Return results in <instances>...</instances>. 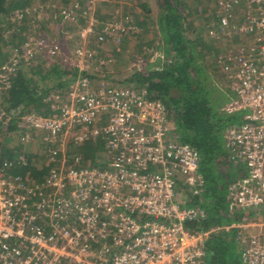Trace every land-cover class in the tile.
Instances as JSON below:
<instances>
[{"label":"built area","instance_id":"obj_1","mask_svg":"<svg viewBox=\"0 0 264 264\" xmlns=\"http://www.w3.org/2000/svg\"><path fill=\"white\" fill-rule=\"evenodd\" d=\"M212 2L218 29L227 30L223 35L244 38L226 53L225 90L234 98L223 111L243 112L244 122L225 132L234 167L225 199L229 214L254 215L207 230L200 224L199 230L187 229L208 217L199 206L205 185L199 155L178 140L168 109L145 88L92 84L96 48L121 42L130 30L121 20L94 33L92 21V46L86 41L63 59L77 75L65 93L51 98L49 115L22 105L9 109L0 99V125L31 131L50 151V165H58L35 184L14 175L25 159H0V264H206L209 239L230 231L240 264H264V0ZM24 14L16 11L12 22ZM40 50L53 57L61 47L32 37L21 52L0 62V98ZM98 137L105 139V154L96 166L77 168L80 158L68 148Z\"/></svg>","mask_w":264,"mask_h":264},{"label":"trees","instance_id":"obj_2","mask_svg":"<svg viewBox=\"0 0 264 264\" xmlns=\"http://www.w3.org/2000/svg\"><path fill=\"white\" fill-rule=\"evenodd\" d=\"M90 1L58 0L60 4L59 12L63 9L66 13H70V19L74 18L72 22L77 21L84 24L90 18L89 14H91L92 9L94 15H98L100 12L94 5L90 8ZM156 1L159 15L155 23L153 22L151 30L153 29L155 37L158 38L159 36L160 43L155 42L157 43L155 50L160 49L163 60L157 59L153 65L135 69L129 77L128 84L145 88L152 99L160 100L168 109L169 120L179 136V141L190 145L199 155V172L203 175L205 181L202 201L199 206L205 209L208 217L206 221L193 222L187 224L186 227L193 232L199 230L197 228L198 224L201 225L200 229L207 230L217 225H228L232 221H246L254 213L229 214L228 201L225 199L226 188L218 185V178H221L218 174L219 170H225V176L227 177L225 180L232 179L229 174L234 170L225 151V132L234 125H241L244 122V113L226 114L222 111L227 97L226 94L218 89L217 83L212 78L217 76L215 62L211 66L206 63L208 60L206 58L208 57L207 54L216 53L217 51L216 42L213 40L208 41L203 36L202 29L193 27V22H188V17L191 13H189L188 9L186 11L184 5L186 0ZM32 2L33 0H0V19H2L0 22V62L5 56L13 55L15 50L21 52L29 38L41 37L36 36V30L32 27L33 24L29 19L30 17L26 16L25 13ZM84 4L85 6H83ZM94 4L99 5V7L110 6L112 2L111 0L103 2L97 0ZM135 6L142 11L144 18L142 22H136L135 20V22L126 21L125 27H129L130 30L122 34V41L124 42L137 38L136 36L140 34V30L146 31V18L149 19L151 15V9L145 2L140 4L137 2ZM117 7V5L114 6L115 9ZM16 11L22 12V14L25 13L20 23H12L10 20V17ZM84 12L89 13L84 15ZM128 14L133 18L136 15L134 9H131ZM107 16L110 15L107 14ZM125 18L129 19L128 15H123L121 18H115L108 22L94 18L96 23L93 26L101 33L106 23L118 20L124 21ZM209 19L214 24L212 27V31H214V28L218 27L219 22L216 17V11ZM38 22L39 20L37 19L36 24ZM72 22L69 23L71 24ZM64 23L67 22L63 21L62 26H64ZM30 29H32L31 32ZM42 31L39 30L38 32L41 33ZM26 32H29V34L26 35ZM153 46L154 42L150 41L148 47L151 49ZM36 57H38L35 60L37 63L33 65L31 61ZM35 58L25 63L23 62L26 68L18 69L19 71H17L12 80L11 89L4 95L2 103L7 104L9 109L22 105L35 114L46 116L51 113V98L55 96L53 93L60 91L63 94L77 74L72 68L61 64L60 57L49 64L48 61L52 57H49L43 50L36 53ZM235 119L237 123H235ZM15 129L16 126L11 125L8 129V136L2 139L6 141L0 142V159L4 161L5 159L21 157L26 160L28 157V160H30L29 164L35 162L37 156L33 157L21 151L17 152L15 150L16 146L13 148L7 147V140H15V136L11 133L15 132ZM85 149L87 151L82 154H85V158L88 159L95 157L93 166H96L97 163L95 161L100 155L96 153L98 150L96 151V147L92 144L87 145ZM76 150L79 149L71 147L69 150L68 148L70 155L76 154ZM79 153H81L80 150ZM77 157H79L78 154ZM78 164H81V161ZM228 167H231L232 170L228 171L227 176ZM78 168L80 167L78 166ZM15 171L14 175L25 178L21 168ZM43 175L45 174H42L41 177ZM28 180L32 182L30 178ZM227 185L228 183L224 186L226 187ZM209 202L210 204H208ZM217 238L223 240L222 237ZM210 242H208L209 246L207 245V253L208 249L210 251L207 255L211 258L210 264H240V260L237 259V262H235V258L232 259L231 255L226 256L221 253L222 246L219 243L211 245ZM233 243L231 241V244Z\"/></svg>","mask_w":264,"mask_h":264},{"label":"rangeland","instance_id":"obj_3","mask_svg":"<svg viewBox=\"0 0 264 264\" xmlns=\"http://www.w3.org/2000/svg\"><path fill=\"white\" fill-rule=\"evenodd\" d=\"M100 1L103 2L105 0H100ZM94 2H97V0L90 1V4H89L90 8H92V5H94V7H96V9H99L100 12L98 15H94V11H92L93 10L92 9L90 12L91 14H89L90 18H88L87 22H85L84 24H82L81 22L78 23L77 21L72 22L74 21V18L70 19L67 16L64 18V16L62 15L65 13V11L61 9L62 11L59 12L60 4L58 0L57 1L47 0L44 2L43 0H33L31 6L26 10L30 11V15L28 17H30L29 19L31 20V23L33 24L32 27H34L36 30L35 32L37 34L36 36H41V37H38L39 39L43 37L44 40L47 42V44L51 45V44L58 43L61 47L60 53L58 55L53 56L50 59L48 58L49 59L48 63L50 64L51 62H54L55 59L60 57L61 64H65L63 62V59L66 56L70 57L75 49L79 47L82 48L86 44V41L87 43H90L89 44L90 46H92L91 44L93 43V38L89 35L87 36V34L91 31L90 26H89L91 25V22L92 21L93 23L96 22L94 18H97L99 21L108 22L115 18H121L123 15H128L129 19L125 18L124 22L128 20L131 22H135V21L142 22L144 18L143 13L135 5H137V2L139 4L145 2L148 5V7L151 9V15L149 16V19L146 18L148 30L147 28H146V31L140 30L141 32L139 35L136 36L137 38H134L131 40L129 39V41L124 42L122 41L123 40L122 38L121 42L111 43L110 41H108V42H104L101 46L97 47L96 48L97 49V52H96L97 60L94 61V66H93L94 69L95 68L96 69L92 70L90 74L91 79H92V84L94 86L96 85L98 86L101 83H103V85L107 84L110 86H119V87L128 85L129 77L135 69L139 67L144 68L145 66L148 67L150 65H153L154 63H156L155 61L159 59V57L162 58L160 49H158L157 51L155 50L157 43H160L159 36L158 38L155 37L153 35V29L151 30V28L153 27V22L155 23V20L158 18V15H159V11L157 9V1L156 0H111L112 4L110 6L106 5V6H100V7L99 5H95ZM115 5L118 6L117 9L114 8ZM184 5L186 7V11L188 9L189 13H191V15L188 17V22H193L192 24L193 27H199L200 29H202L203 36H205L208 39V41L213 40L214 42H216L215 46L217 47L216 49L217 51L216 53L207 54L208 57L206 58H208V60L206 61V63L207 64L209 63L210 66L214 62L216 64L217 76H213L212 78H214L215 82L217 83L218 89L221 90L224 94H226L228 101L226 100L224 103L223 108H225L230 103L231 98H234L232 94H230L227 90H225L227 86L226 85L227 78H225L224 73H225L226 65H228L226 53H228V50H232L234 46L243 44L244 38H242L241 36L238 37V35L233 36V38H231L232 36H230L229 38H226L223 34L227 30L225 29V31L222 33L221 30L218 29V27H215L214 31L217 34L218 32H221V34L220 35L218 34L217 37L216 36L211 37L210 34H211L212 27L214 26V24L212 20L209 18L213 16V13L216 10L215 4L212 2V0H186ZM83 6H85V4ZM86 6L89 7L87 4ZM131 9H134V12L136 14L134 16L135 19L130 14H128V12ZM33 10H36V11H33ZM88 13L89 12H84V15H87ZM238 13L241 14V9L237 12V14ZM107 14L110 16H107ZM237 16L238 15L234 14V17L236 19H237ZM12 17L13 16L10 17L11 21H12ZM37 19L39 20L38 24H36ZM1 21L2 19H0V22ZM18 21L19 20L13 21L12 23L14 22L18 23ZM63 21L67 22V23H64V26H62ZM118 21H121V20H118ZM69 22H72V23L70 24ZM32 29H30V32ZM39 30H43V31L39 33L38 32ZM96 31L97 29L93 30L94 33ZM27 34H29V32H26V35ZM218 36H220V39H217ZM150 41L154 42V46L151 49L150 47H148V43ZM6 57L7 56L4 57L2 62L6 59ZM17 58L22 59V56L17 55ZM37 58L31 61L33 65L37 63V61H35ZM100 60H104V65H100V62L102 63V61ZM222 70L224 73L222 72ZM229 91L231 92L230 89ZM53 94L62 95L60 91H57V93H53ZM0 99L4 101V96H2ZM223 108H222V111H223ZM235 123H237L236 119H235ZM8 125L9 124L0 125L1 126L0 129L3 132L1 134L4 137L8 136V132H9ZM11 133L13 134V136H15V140H7L8 148L9 147L13 148L14 146H16L15 150L17 152L21 151L22 153L24 152L25 154H30L33 157L37 156L35 158L36 161L31 162V164H29L30 160H28V157H27L26 161L23 164H21L19 168H21L25 177L30 178L33 183L38 184L39 183L38 181H40L45 176L43 175L41 177L42 174H48L49 170L52 167H57L58 165L56 164L50 165L51 163L48 159V155L50 154V151H46L47 146H43L40 143V141L37 142L36 135L35 134L31 135L32 133L31 131L30 133L28 132V134L25 133L24 131L22 133V130L20 132L18 131V132H11ZM41 135H43L42 132H41ZM31 136H32V139L30 140ZM178 140H179V136H178ZM91 144L94 147H96L95 149L96 151L98 150L96 152L97 154H105V139L102 137L96 138L95 142H92V140H89L85 143H82L81 145L76 147L81 152L79 153V150H76L77 152L75 155L78 154L80 161H81V164L76 165L77 168L78 166L79 167H88V166L91 167L94 165L95 157L93 159H88V158H85V154L84 155L82 154L85 151H87L85 147ZM98 146L100 147L98 148ZM59 164L61 165V161ZM227 165L229 166V164ZM229 170H232V168L228 167L227 176H228ZM230 173L231 174L229 175L232 176V172ZM218 174L221 177V178H218V181H219L218 185L226 188L224 185L226 183H229L230 180L229 179L225 180L227 178L225 176V170L223 171L219 170ZM208 204H210V202ZM74 219L75 218H72L71 221H73ZM215 236H212L208 242L211 241L210 242L211 245L219 243V245L222 246L221 253L225 254L226 256L231 255V258L232 259L235 258L234 261L237 262V259L239 260L238 256L240 254V249L235 239V232L230 231L228 233H220ZM217 237H222L223 240ZM231 241H233L234 243L231 244ZM233 246L235 249L233 248ZM209 252L210 251L208 249V253ZM210 259H211L210 257L207 258L206 264H210Z\"/></svg>","mask_w":264,"mask_h":264},{"label":"crops","instance_id":"obj_4","mask_svg":"<svg viewBox=\"0 0 264 264\" xmlns=\"http://www.w3.org/2000/svg\"><path fill=\"white\" fill-rule=\"evenodd\" d=\"M12 123H13V122H12ZM11 125H13V124H11ZM11 125H10V127H11ZM13 132H14V131H13ZM15 132H17L16 129H15ZM0 133H3V132L0 131ZM0 136H2V137L0 138V142L6 141V140H2V139L4 138V136H3L2 134H0ZM18 144H20V143H18ZM45 175H47V174H45Z\"/></svg>","mask_w":264,"mask_h":264},{"label":"clouds","instance_id":"obj_5","mask_svg":"<svg viewBox=\"0 0 264 264\" xmlns=\"http://www.w3.org/2000/svg\"><path fill=\"white\" fill-rule=\"evenodd\" d=\"M5 106H8L7 104H4Z\"/></svg>","mask_w":264,"mask_h":264}]
</instances>
